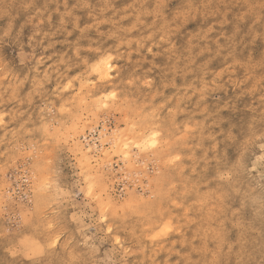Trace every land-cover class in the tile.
I'll list each match as a JSON object with an SVG mask.
<instances>
[{
	"label": "rangeland",
	"instance_id": "1",
	"mask_svg": "<svg viewBox=\"0 0 264 264\" xmlns=\"http://www.w3.org/2000/svg\"><path fill=\"white\" fill-rule=\"evenodd\" d=\"M262 156L264 0H0V264H264Z\"/></svg>",
	"mask_w": 264,
	"mask_h": 264
},
{
	"label": "snow or ice",
	"instance_id": "2",
	"mask_svg": "<svg viewBox=\"0 0 264 264\" xmlns=\"http://www.w3.org/2000/svg\"><path fill=\"white\" fill-rule=\"evenodd\" d=\"M92 71H93V73H95L96 77H98L100 81H104L108 77V73L112 71L111 58L101 60L98 63H96L93 66ZM115 96H116V94L113 92L110 98L115 99ZM101 107L107 108L108 105L106 103H103V101H102ZM157 135H158L157 133L149 134L144 139L143 143H136V144H134V147L137 149H141V150H147L149 148L156 147ZM119 136H120V134H119V132H117L112 137V139L110 140V144H111L110 151L115 152L117 149H125L126 150V149H128L129 144L132 143V141L128 140L127 137H125V141L122 142L119 139ZM89 151H91V150L89 149ZM107 154L108 153H105V155H107ZM120 154L124 155V152L121 151ZM124 159L127 161V159H128L127 155H124ZM261 160L264 161V156L261 157ZM47 163L51 164L52 162L48 161ZM49 171L54 174V169H50ZM53 182H54L53 175H49L47 178H45L44 180H42L38 184L37 190H39V191L50 190L52 188ZM101 187H103L102 184H100L95 178L90 177L87 181V186L85 188H81L80 190L86 192L87 196L90 198L99 199V196L96 193ZM164 230L168 231L169 229L167 228V226H165ZM108 231L111 232L112 229H108ZM117 243H118V241H117ZM29 247H30V245H29ZM32 254L33 255H39L41 253L37 249H32Z\"/></svg>",
	"mask_w": 264,
	"mask_h": 264
}]
</instances>
